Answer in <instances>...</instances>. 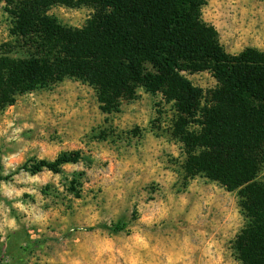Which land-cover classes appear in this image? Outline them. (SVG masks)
<instances>
[{
    "label": "trees",
    "instance_id": "1",
    "mask_svg": "<svg viewBox=\"0 0 264 264\" xmlns=\"http://www.w3.org/2000/svg\"><path fill=\"white\" fill-rule=\"evenodd\" d=\"M207 1L3 0L14 41L2 47L23 40L31 53L26 60L1 56L0 111L18 95L70 79L94 88L109 115L120 113L121 103L134 99L139 88L179 102L182 114L198 112L193 150L200 154H190L183 170L238 193L247 225L234 242L237 260L264 264V54H227L215 29L201 21ZM91 4L106 13L83 29L46 15L54 6ZM205 71L218 83L208 97L186 77ZM81 161L80 153H65L54 163H35L29 172L47 168L58 174L62 165Z\"/></svg>",
    "mask_w": 264,
    "mask_h": 264
},
{
    "label": "rangeland",
    "instance_id": "2",
    "mask_svg": "<svg viewBox=\"0 0 264 264\" xmlns=\"http://www.w3.org/2000/svg\"><path fill=\"white\" fill-rule=\"evenodd\" d=\"M233 3H239L256 12L257 15L252 17L256 20H260L259 13L264 11V0H208L203 7L207 8L211 4L221 5L219 11L227 13L221 19L231 25V17L234 13L228 6ZM5 6L6 3H4V7L0 8V29H5L6 26L8 42H10L13 40L10 35L11 19L4 12ZM58 7L54 6L48 12ZM63 7L69 15L61 16L59 13H55L50 17H55L62 25L75 29L85 28L97 15L106 13L101 7L93 4L81 8ZM81 11L85 13L84 16L71 15L72 12ZM237 19H239L238 13ZM81 22L82 27H76ZM127 25L130 27L129 24ZM207 25L213 27L211 23ZM259 29L260 25L257 24L256 30ZM3 43L6 42H4L3 32L0 31V58L4 54H9L11 59L26 60L30 58L31 51L23 40H19L17 44L9 47H2ZM222 46L226 51L229 45ZM247 49L254 48H245V50ZM186 77L195 87L203 90L202 96L208 97L207 93L218 85L217 80L209 71L186 75ZM27 94L16 96L14 104L9 106L12 109L11 115L8 112L9 107L0 111V157L17 154L28 148V152L25 153L26 159L17 168L16 173H10L7 177L0 175V179L11 181L12 175H19L21 171H27L31 176L41 175L42 172L37 175L29 172L32 165L39 162L35 158L36 154L42 151L51 154L61 145L64 148L56 154V159L65 153H80L82 161L78 164H71L79 166L75 170L62 168L58 174L52 172L53 175L62 177L59 183L64 187L65 193L74 197L73 200H68L67 196L61 193L51 181L39 186L41 197L48 200V203L38 205L34 197L25 194L23 199L36 206V215H47V222L42 226H32L31 229L21 225L19 232L5 237L7 242H0V264H44L47 260L59 261L62 256L73 250L71 241L74 238H80L78 234L81 228L85 232H92L95 227H100L113 235L124 232L129 224H135L138 220L140 215L138 209L141 205L144 206L145 214H152L160 201L167 202L166 191L173 196L174 201H178L182 197L187 202L183 205V212L175 217L170 214L166 221H161L160 225H153L151 228L143 225L141 227L153 235L154 244L164 247H169L172 244L179 246L184 236H188L190 246L196 249L192 254L193 260L199 258L200 250L194 246L199 243L198 227H206L205 233L211 234L213 229L208 228H219L223 225L226 210H231L232 202L225 196V193L229 192L219 184L200 176L192 179L183 170L189 155L194 152L193 140L197 129L195 127L191 131L188 129L197 126L199 120L197 117L200 115L198 112L191 110L190 114H182L180 110L182 105L179 102L175 101L173 104L174 100L166 98L162 92L150 94L143 89V95L136 93L134 99L121 103L120 113L113 112L109 115L101 110L98 93L94 88L70 79L51 88L33 92L35 100H29ZM169 105L171 106L169 107ZM61 107L64 110L58 111L57 109ZM184 107L188 108V106ZM200 107H203V103ZM12 116L16 117L14 127L23 123L32 125L31 128L20 133L22 142L19 143L6 141L3 135L6 121L10 120ZM145 116L147 117V126L142 127V117ZM100 117L103 119L101 120ZM120 123H125V125L130 123L131 127L126 126L121 129L118 127ZM11 132L12 129H8L7 135H11ZM148 135L152 136L153 141L164 140L169 149L179 145L180 147L176 150L180 156L186 157L184 163L180 164L179 157H173L170 151L161 148L160 155L155 159L157 161L161 158L166 160L165 167L159 172L151 173V176H149L150 168L141 171L137 165L144 167L145 160L152 157V152L147 149L155 150L147 139ZM141 149H145V151H141ZM29 153H32L30 158H28ZM169 169L176 172V180L166 190L167 178L161 173L167 172ZM3 171V165L0 163V173ZM136 176H140L141 179L136 181ZM114 177L117 179L114 180ZM145 180L147 183H143ZM134 181L135 190H129L127 185ZM142 183L143 187H139ZM212 184H216L217 187H209ZM85 185H90L86 193ZM23 186L25 185H18V187ZM205 188L219 197L216 202L196 203V196ZM219 189H223V191ZM142 192L147 193L143 198H141ZM121 193L123 194L122 198ZM234 193L237 197L235 204L240 209L238 193ZM85 195L91 197V200H86ZM134 199L136 203L133 204ZM0 200L3 198L0 197ZM77 200L81 203L74 207ZM129 204H132L131 213L128 212ZM90 205L102 216H106L107 221L102 220L99 225L93 228L85 225L83 223L85 212ZM105 205L108 207L105 208ZM114 210H119L120 214L116 221L112 222L110 213ZM2 213L3 208L0 207V227L3 226ZM240 215H242L241 209ZM64 218H66V223ZM117 225L123 227L124 230L115 231L114 227ZM246 225L247 223H245V227ZM37 227H42L43 231H38ZM29 230L36 234L37 239L32 240L28 236ZM127 234L125 233V235ZM206 237L208 238L207 235ZM236 237L233 241L228 242V245L231 246L232 258L235 260H237V253L234 249ZM216 238L219 239L220 235L217 234ZM21 242H24V247H21Z\"/></svg>",
    "mask_w": 264,
    "mask_h": 264
},
{
    "label": "clouds",
    "instance_id": "3",
    "mask_svg": "<svg viewBox=\"0 0 264 264\" xmlns=\"http://www.w3.org/2000/svg\"><path fill=\"white\" fill-rule=\"evenodd\" d=\"M4 7L3 0H0V8ZM233 11V16L231 17L232 24L229 25L224 22L221 17L226 16L227 13L219 11L221 5L211 4L209 7H202L201 21L205 24L211 23L215 28V31L219 35V43L222 45H229L226 48V52L229 55L239 56L244 52L245 48H254L257 52L264 54V11L259 13L260 20L253 19L257 15L250 8H246L239 3H233L229 5ZM91 11V10H88ZM59 13L61 16H67L69 13L66 12L63 6L58 8H53L46 15H53ZM237 13L239 19H237ZM71 15L80 17L84 16L85 13L72 12ZM260 25V29L256 30V25ZM76 27H82L81 24L76 25ZM3 32L4 42H8V32L5 29H0ZM215 83V81H213ZM91 91V90H89ZM138 95H143V89L137 90ZM159 95V94H158ZM29 100H35L36 97L32 93L27 94ZM174 104L175 101H172ZM171 105H169L170 107ZM58 111H63L64 108L61 107L57 109ZM11 107H9L8 112L11 115ZM199 118V117H197ZM16 117L6 121V127L4 129V137L6 141L22 142L20 133L25 129L31 128L32 125L28 123H23L18 126H13ZM102 120L103 117H100ZM127 119V118H125ZM143 123L142 127L147 126V117H142ZM140 123V121H137ZM131 127V124L125 125V123H120L119 128L123 129L125 127ZM195 127L197 131L200 130L199 126H192L188 129L191 131ZM8 129H12L11 135H7ZM87 131V129H85ZM43 134V133H42ZM147 139L149 143L153 145V148H148L147 151L152 152V157L147 158L144 163V167L137 165L141 171L145 168H150L151 173L159 172L160 169L164 168L166 165V160L161 158L159 161L155 159L156 156L160 155V149L163 148L170 151L171 156L179 157L180 164L184 163L186 157L180 156V153L176 150L180 146L177 145L169 149L168 145L164 140L153 141L152 136L148 135ZM32 147V146H29ZM63 145L53 150L51 154L47 151H42L36 154V160H48L49 163H54L56 159V154L62 151ZM145 151V149H141ZM28 152V148L17 154H9L0 157V163H2L4 171L0 173L5 177L9 176L10 173H16L17 168L24 163L26 157L25 153ZM200 150H197L193 155L198 156ZM32 153H29L28 158ZM154 165V167H153ZM66 170H75L79 166H73L71 164H65L61 166ZM161 175L166 176L167 180L165 182V189L171 186L176 180V172L169 169L167 172H162ZM264 176V173H261ZM155 178V177H152ZM70 180L71 177L69 176ZM114 180L117 178L114 177ZM140 176H136L135 180L139 181ZM259 179V177H257ZM62 180L60 175H53V173L47 168L42 170V174L39 176H31L27 171H21L19 175H12L11 181L0 180V207L3 208V220L2 227H0V242H7L5 237L9 234L17 233L21 229V225L26 226L31 229L32 226H42L47 222V215H36L37 208L29 201L24 200L25 194L34 197L37 204L48 203V200L44 199L40 195L39 186L47 184L51 181L61 193L67 196L68 200H73L74 197L68 195L64 192V187L59 183ZM147 183V180L143 181ZM143 183L139 187H143ZM159 183V181H158ZM23 184L25 186L18 187V185ZM119 186V185H118ZM90 185H85V193ZM135 181L127 185L129 190H135ZM212 188H216V184L210 185ZM223 191V189H219ZM121 193V198H122ZM147 193H141V198L145 197ZM167 202L160 201L158 205L155 206V212L152 214L144 213V206L141 205L138 211L140 212L138 220L135 224H129L124 232L113 235L110 232L103 230L100 227H95L100 224L102 220L107 221L106 216H102L99 211H95L90 205L85 212V219L83 223L89 228L95 227L92 232H85L81 228L79 232V239L74 238L71 243L73 245V250L70 253H66L60 258L59 261L47 260L44 264H242L241 261L232 258L230 251L229 241H233L235 237L240 233L241 229L245 227V219L240 215V209L236 206L235 200L237 199L235 193H225V196L232 202L231 210H226L225 220L223 225L219 228H213L211 234L198 233L197 236L200 240V256L195 261L193 260V252L196 251L189 244V237L184 236L182 242L179 244H172L169 247H164L159 244H154L153 235L144 230L141 225L151 228L153 225H160L161 221H166L171 214L173 217L183 212V205L187 203L182 197L178 201H174L173 196L168 194ZM86 200H91V197L85 195ZM7 201V203H4ZM81 201H75L74 207L78 206ZM99 203V201H97ZM132 203H136L134 199ZM105 208L108 206L105 205ZM63 211V209H61ZM132 204L128 205V212L131 213ZM15 213V214H12ZM90 213V214H89ZM119 210H114L110 213L112 222L116 221L119 216ZM65 223H66V218ZM38 231H43L42 227H37ZM125 233H128L125 235ZM217 234L220 238L217 239ZM207 235L208 238L204 239ZM28 236L35 240L37 236L31 230L28 231ZM83 240V243H81ZM24 242H21V247H24ZM227 246V247H226Z\"/></svg>",
    "mask_w": 264,
    "mask_h": 264
},
{
    "label": "crops",
    "instance_id": "4",
    "mask_svg": "<svg viewBox=\"0 0 264 264\" xmlns=\"http://www.w3.org/2000/svg\"><path fill=\"white\" fill-rule=\"evenodd\" d=\"M218 198H219L218 196L214 195V193L206 190V188H205L203 192H201L200 194H198L196 196V203L202 204V202H206V203L207 202H210V203L211 202H216V200ZM210 228L213 229L214 227H209L208 229H210ZM215 228H218V227H215ZM198 231L200 233H205L206 232V227H198ZM204 239H207L206 235L204 236ZM194 246L200 248V240H199V243L197 245H194ZM195 260L196 259L194 258V261Z\"/></svg>",
    "mask_w": 264,
    "mask_h": 264
}]
</instances>
